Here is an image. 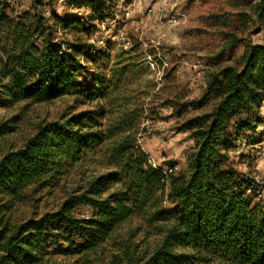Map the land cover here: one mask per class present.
<instances>
[{"label":"trees","instance_id":"1","mask_svg":"<svg viewBox=\"0 0 264 264\" xmlns=\"http://www.w3.org/2000/svg\"><path fill=\"white\" fill-rule=\"evenodd\" d=\"M105 4L76 0L88 6L85 21L42 0L23 12L0 0V105H74L0 150V264H264V209L230 156L260 123L264 44H243L233 65L210 72L199 101L168 99L178 118L198 112L180 125L193 141L187 173H165L138 144L141 109L125 89L133 66L88 43ZM247 11L264 32V0ZM16 124H1L0 140ZM57 193L60 204L40 211L39 198ZM80 206L91 215L75 217Z\"/></svg>","mask_w":264,"mask_h":264},{"label":"rangeland","instance_id":"2","mask_svg":"<svg viewBox=\"0 0 264 264\" xmlns=\"http://www.w3.org/2000/svg\"><path fill=\"white\" fill-rule=\"evenodd\" d=\"M8 1L15 11L23 12L31 8L34 0ZM42 1L48 3L45 11L52 8L61 18L88 19V6L75 5L76 0ZM101 1L106 3V16L95 23L88 43L95 50H105L120 65L131 63L133 72L125 89L130 105L141 109L137 117L138 144L154 168L168 173L171 164L174 174L185 175L186 157L193 141L189 134L180 131V125L184 116L198 111L190 106L178 118L166 103L173 95L185 96L177 99L180 105L199 101L210 72L233 65L243 53V44H264V32L255 34L248 20V4L254 0ZM231 37L241 42L230 45ZM73 106L71 99L0 105V125L10 120L17 123L15 132L0 140V150L20 147L34 125L42 120L52 121ZM258 117L257 128L241 134L239 146L230 156L239 174L252 181V203L264 209V101ZM61 197L57 193L39 198V210H54ZM73 214L87 218L91 212L80 206Z\"/></svg>","mask_w":264,"mask_h":264},{"label":"built area","instance_id":"3","mask_svg":"<svg viewBox=\"0 0 264 264\" xmlns=\"http://www.w3.org/2000/svg\"><path fill=\"white\" fill-rule=\"evenodd\" d=\"M150 164H151V163H150ZM171 171H173V170H169L168 173H170Z\"/></svg>","mask_w":264,"mask_h":264}]
</instances>
